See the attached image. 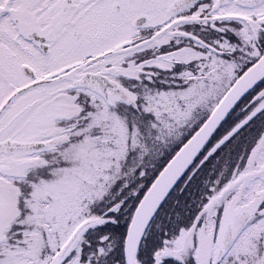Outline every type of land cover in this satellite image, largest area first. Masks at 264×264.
<instances>
[{"label": "snow or ice", "instance_id": "1", "mask_svg": "<svg viewBox=\"0 0 264 264\" xmlns=\"http://www.w3.org/2000/svg\"><path fill=\"white\" fill-rule=\"evenodd\" d=\"M0 264H264V0H0Z\"/></svg>", "mask_w": 264, "mask_h": 264}]
</instances>
